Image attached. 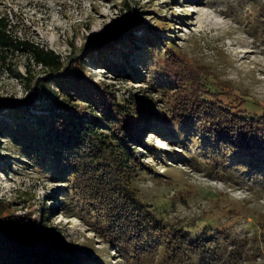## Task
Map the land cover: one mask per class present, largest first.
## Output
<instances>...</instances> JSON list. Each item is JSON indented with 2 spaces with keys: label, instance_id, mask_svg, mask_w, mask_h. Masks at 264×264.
I'll return each mask as SVG.
<instances>
[{
  "label": "trees",
  "instance_id": "1",
  "mask_svg": "<svg viewBox=\"0 0 264 264\" xmlns=\"http://www.w3.org/2000/svg\"><path fill=\"white\" fill-rule=\"evenodd\" d=\"M124 4L127 14L115 21L107 38L125 43L130 40L136 44L134 53L149 49L151 62L141 64L145 77L134 65L100 64L96 63L98 58L94 63L113 75L132 77L126 79L143 77L151 84L158 81L169 94L166 109L144 102L138 91L120 98L111 87L99 88L86 79L76 61L65 62L44 45L18 39L0 16V56L16 50L30 53L44 72L27 76L28 99L35 95L45 100V113L37 116L26 106L11 110L17 104L0 97V115L8 110L12 118L1 126L0 137L11 138L21 154L40 168L55 166L56 176L65 182L60 188L62 202L75 205L66 208L80 214V207L86 206L92 213L89 218L96 222L95 229L108 232L117 250V242L125 240L134 248L131 254H148L152 264H249L246 256L252 255L250 247L262 245L255 238L234 240L224 233L223 239H211L200 234L201 229L189 228L203 225L199 223L203 216L184 223L157 216L151 204L135 191L137 176L150 170L146 163L138 162L137 146H147L153 153L166 151L155 146L151 138L148 141L147 133L183 146L195 138L199 144L195 146L205 153L206 166L234 160L231 163L235 166L244 165L243 170L264 178V106L233 91L218 77L208 78L212 71L207 66L194 65L181 53L179 56L173 40L150 28L144 11L126 1ZM139 29L146 33L144 37L135 35ZM53 83L58 89L52 88ZM179 90L185 98L178 95ZM175 154L185 161L191 157ZM35 225L27 214L9 211L0 217V264H105L62 243L44 224L37 231Z\"/></svg>",
  "mask_w": 264,
  "mask_h": 264
},
{
  "label": "rangeland",
  "instance_id": "2",
  "mask_svg": "<svg viewBox=\"0 0 264 264\" xmlns=\"http://www.w3.org/2000/svg\"><path fill=\"white\" fill-rule=\"evenodd\" d=\"M125 1L144 11L152 30L158 29L167 34L163 37L173 40L179 56L181 53L194 65L207 66L212 71L208 78L218 77L233 91L264 106V0H0V16L5 17L10 32L18 39L44 45L65 62L76 61L86 79L99 88L111 87L120 98L138 91L144 102L166 109L169 94L162 91L166 88L159 86L158 81L151 84L143 77L126 79L132 77L113 75L94 63L98 58L96 63L100 64L125 63L132 68L134 65L144 76L141 64L151 62L149 49L134 53L136 44L130 40L125 43L107 38L115 21L127 14ZM135 35L144 37L146 33L139 29ZM100 41L103 43H97ZM86 46V52L80 51ZM85 55L88 57L84 58ZM43 72V67L27 51L4 53L0 56V97L17 104L13 111L26 106L34 115H43L45 100L35 95L29 100L27 86V76ZM52 88L58 89V84L53 83ZM178 95L186 97L180 90ZM3 113L0 129L7 121L12 122L8 110ZM29 119L34 121L33 116ZM147 137L155 146L162 147L154 133H147ZM189 140L186 146L162 140L168 147L162 148L167 152L153 153L147 146H137L138 162L146 163L150 170L137 176L135 191L161 218L184 223L203 216L199 221L203 225L189 227L191 231L201 229L203 236L223 239L224 233H228L234 240L255 238L262 245L251 246L252 255L246 258L249 264L263 263L264 178L243 170L244 165L235 166L231 163L234 160L206 166L205 153L195 146L199 145L196 139ZM175 152L191 157L181 160ZM37 166L21 154L11 138L0 137V217L9 211L30 215L36 221V231L44 224L62 243L71 244L105 264L153 263L148 254H131L134 248L128 241L117 242V250L108 232L95 229L96 222L89 218L92 213L86 206L80 207V214L68 210L66 207L75 205L62 202L60 188L65 182L56 176V167Z\"/></svg>",
  "mask_w": 264,
  "mask_h": 264
},
{
  "label": "bare ground",
  "instance_id": "3",
  "mask_svg": "<svg viewBox=\"0 0 264 264\" xmlns=\"http://www.w3.org/2000/svg\"><path fill=\"white\" fill-rule=\"evenodd\" d=\"M156 139L158 140V142L160 143V144H158V145H161V146H165V143H166V141H164L165 143H161L162 142V140L159 138V137H156Z\"/></svg>",
  "mask_w": 264,
  "mask_h": 264
},
{
  "label": "clouds",
  "instance_id": "4",
  "mask_svg": "<svg viewBox=\"0 0 264 264\" xmlns=\"http://www.w3.org/2000/svg\"><path fill=\"white\" fill-rule=\"evenodd\" d=\"M162 143H163V142H162ZM164 148H168L166 144H165Z\"/></svg>",
  "mask_w": 264,
  "mask_h": 264
}]
</instances>
